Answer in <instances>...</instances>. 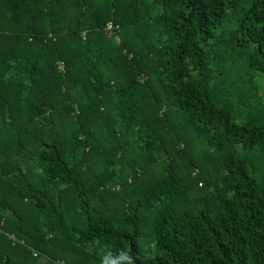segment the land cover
I'll use <instances>...</instances> for the list:
<instances>
[{"label": "trees", "instance_id": "1", "mask_svg": "<svg viewBox=\"0 0 264 264\" xmlns=\"http://www.w3.org/2000/svg\"><path fill=\"white\" fill-rule=\"evenodd\" d=\"M263 74L264 0H0V264H264Z\"/></svg>", "mask_w": 264, "mask_h": 264}, {"label": "built area", "instance_id": "2", "mask_svg": "<svg viewBox=\"0 0 264 264\" xmlns=\"http://www.w3.org/2000/svg\"><path fill=\"white\" fill-rule=\"evenodd\" d=\"M106 29H107L109 32H111V33H115V34H117V33H118V30H119V25H115L113 22H109V23L107 24ZM59 69H60L61 71H64V69H65V63H64V62H60V63H59ZM56 264H64V262H56Z\"/></svg>", "mask_w": 264, "mask_h": 264}, {"label": "rangeland", "instance_id": "3", "mask_svg": "<svg viewBox=\"0 0 264 264\" xmlns=\"http://www.w3.org/2000/svg\"><path fill=\"white\" fill-rule=\"evenodd\" d=\"M260 78H261V82L263 83V85H262V89H263V91H264V74H263Z\"/></svg>", "mask_w": 264, "mask_h": 264}]
</instances>
